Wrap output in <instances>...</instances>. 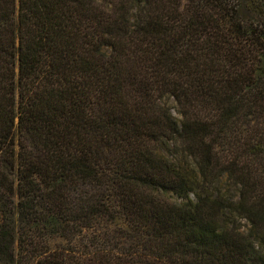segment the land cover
<instances>
[{
  "label": "trees",
  "instance_id": "1",
  "mask_svg": "<svg viewBox=\"0 0 264 264\" xmlns=\"http://www.w3.org/2000/svg\"><path fill=\"white\" fill-rule=\"evenodd\" d=\"M0 264H264V0H0Z\"/></svg>",
  "mask_w": 264,
  "mask_h": 264
},
{
  "label": "rangeland",
  "instance_id": "2",
  "mask_svg": "<svg viewBox=\"0 0 264 264\" xmlns=\"http://www.w3.org/2000/svg\"><path fill=\"white\" fill-rule=\"evenodd\" d=\"M14 220L17 222V226H19L20 217H19L18 214L14 216ZM50 243H51V246L54 247V248H56V247H62L65 244L64 241H63V239H61V238H55Z\"/></svg>",
  "mask_w": 264,
  "mask_h": 264
}]
</instances>
